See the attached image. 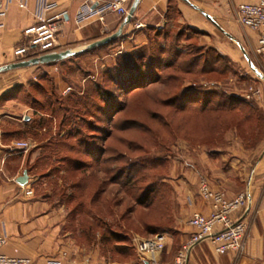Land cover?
<instances>
[{"label": "rangeland", "instance_id": "1", "mask_svg": "<svg viewBox=\"0 0 264 264\" xmlns=\"http://www.w3.org/2000/svg\"><path fill=\"white\" fill-rule=\"evenodd\" d=\"M149 37L144 46L134 48L122 35L95 49L74 46V56L34 66L31 75L17 80L13 93L20 113L24 110L26 117L45 120L42 130L34 125L33 135L22 138L36 154L32 172L39 180L33 194L64 205L68 213L84 202L80 228L96 226L99 240L105 228L116 229L117 238L127 234L134 249L139 240L171 234L179 226L177 215L179 219L185 205L177 199L171 182L172 164L175 160L181 166L186 164L187 148H216L207 143L214 138L208 129L216 115H205L219 95L253 101L261 118L247 119L241 128L245 133H261L242 136L229 128L222 132L218 147H225L233 137L242 146L240 151L254 162L264 151V80L259 76L264 75V54L247 47L240 60L226 55V62L218 61L201 35L176 17L157 36ZM208 57L217 71L200 70ZM19 60L23 59L13 62ZM47 99H51L49 110L34 102ZM231 130L236 133L230 135ZM59 140L66 151L57 153L54 146ZM233 140H229L232 145ZM73 160L82 164V171H72L68 162ZM128 178L130 183L124 184ZM78 181L82 190L72 188ZM144 192L154 197L136 203ZM130 206L133 213L122 219ZM68 221L75 225L70 217ZM84 234L81 240L88 247L94 239L90 241ZM103 251L108 253L110 247L105 244Z\"/></svg>", "mask_w": 264, "mask_h": 264}, {"label": "crops", "instance_id": "2", "mask_svg": "<svg viewBox=\"0 0 264 264\" xmlns=\"http://www.w3.org/2000/svg\"><path fill=\"white\" fill-rule=\"evenodd\" d=\"M92 1L95 0H48L55 7L43 11L38 0H0V11H6L0 18V66L15 61V48L27 43L24 32L27 28L57 13L64 14L57 51L74 46L84 48L115 33L124 20L117 13L108 12L102 18L96 15L78 19L81 8ZM257 1L140 0L131 23L124 27L122 38L127 45L134 44L133 48L142 47L151 34L170 26L176 17L201 35L208 48L240 60L243 48L254 50L258 34L239 23L236 9L240 3ZM22 2L24 7L20 6ZM33 67L3 72L11 73L7 76L0 73V234L7 236L2 253L31 258L34 264H148L136 249L129 248V241L122 238L124 235L112 242L120 248L118 252L105 253V244L100 248L103 242L98 239V232L87 247L81 240L80 224L69 223V213L64 205L27 193L39 180L32 172L36 154L18 148L17 143L27 142L22 139L26 134L21 132L35 122L34 117H26V111L20 113L17 94L13 93L18 87L17 80L31 75ZM20 114L25 119L22 120ZM229 132L234 135L236 130ZM230 139L235 140L233 145ZM230 139L225 147L187 148L186 164L181 166L176 160L172 164L171 182L185 209H181L179 219L177 215L179 226L165 235L164 263L174 262L178 251L195 231L189 224L193 212H210L209 204L200 197L198 189L199 178L205 177L213 188L224 191L230 198L246 195V206L233 214L234 219L247 225L245 245L240 252L219 255L210 241H202L189 253L187 264H264V151L254 162L250 155L240 151L242 146L235 143V138ZM25 173L27 182L21 184L18 180Z\"/></svg>", "mask_w": 264, "mask_h": 264}, {"label": "built area", "instance_id": "3", "mask_svg": "<svg viewBox=\"0 0 264 264\" xmlns=\"http://www.w3.org/2000/svg\"><path fill=\"white\" fill-rule=\"evenodd\" d=\"M130 2L131 0H95L86 3L81 8L78 19L84 20L96 15L102 18L108 12L117 13L125 19L129 13ZM38 3L39 8L43 11H49L55 7V4H51L48 0H38ZM93 3H95V7H93ZM24 5V2L20 4L21 7ZM236 12L239 23L244 28L258 34L255 49L257 53L264 54V0L240 3ZM5 15V10L0 11V18ZM63 16V13H57L49 19L27 28L24 31L28 37L27 43L15 48V56L28 58L33 54L40 56L54 51L57 48L58 35L63 26ZM17 147L27 149L29 143L19 142ZM198 185L199 195L209 204L210 212L208 214L193 212L189 224L195 231L183 244L171 264H187L188 255L194 246L206 240L211 242L214 251L219 255L240 252L244 248L247 225L240 219H234L233 214L246 206V195L243 193L230 198L224 191L213 188L204 177L200 179ZM27 193L33 194L32 190ZM6 242L7 236L0 234V264H34L31 258L10 257L2 253ZM166 247V238L163 234L139 240L136 244L138 254L148 264H166L162 260V254Z\"/></svg>", "mask_w": 264, "mask_h": 264}, {"label": "trees", "instance_id": "4", "mask_svg": "<svg viewBox=\"0 0 264 264\" xmlns=\"http://www.w3.org/2000/svg\"><path fill=\"white\" fill-rule=\"evenodd\" d=\"M157 36L154 35V37ZM95 49V48H94ZM210 50V52L212 54H216L217 60L219 61H225L226 62V56L218 53L216 51V49L214 48H208ZM37 55L33 54L31 56L28 57H35ZM20 59V57H17ZM21 59H26L24 57H21ZM210 58L208 57L207 61L202 65V68H200L201 71L203 72H211V71H217L218 68H213V66H210V62H209ZM192 63V62H191ZM183 64V63H182ZM180 64L178 66L179 69H182V67L184 65ZM193 64V63H192ZM189 68V65L187 66ZM190 69H192L190 67ZM225 70V67L223 69V71ZM190 71V70H187ZM16 89V88H15ZM202 96L198 97L197 99H200ZM196 98V97H195ZM49 100L51 99H47L45 103H38L39 101H34L35 103H37L38 106H40V109L44 110V109H48L51 107V103H49ZM196 101V100H195ZM215 101V100H214ZM208 103H212L211 101H205L204 104L202 105V108H207L208 107ZM54 104V103H52ZM208 104V105H207ZM196 105V104H193ZM212 107L209 108L208 111H206V115L205 117H210L212 114H215L216 116H214L213 118L215 119V122L213 123L214 125H212V127L210 129H208V131H212V135L214 134V138L213 136L211 137V139H208L209 141L207 142L208 145L210 147H218V144L222 142V132L226 131L227 129H236L239 132V135H247L249 137L252 136H257L260 135L261 132L257 131L255 132H249V133H245L244 131H242L241 125L242 123L246 122L247 119H252V117L258 118L260 119L261 116L258 115V106H256V104L251 101V100H247L245 98H241L238 96H226V95H219L218 100H216L215 102L212 103ZM195 107H199V106H195ZM40 111V110H39ZM53 112V115L56 116L58 115V113L56 112V110H51ZM43 115V114H42ZM39 120H34L35 125L38 126V130H42L43 124H44V118L42 116H38ZM218 125V127H217ZM37 126H32L28 129H26V131H23L21 133H24V135L26 134V136H30L33 135V133H31ZM259 129V125H256ZM256 134V135H255ZM242 135V136H243ZM247 141V144H250V142H248V139H245ZM257 142L256 140L254 141V143ZM66 146L64 143L61 142V140H59L55 146H54V151L59 153V152H63L66 151ZM75 149V148H74ZM71 148H69L68 151H70ZM87 151V150H86ZM88 153V152H87ZM40 162V161H39ZM68 165L72 168V171L74 172H79L82 171L83 167L82 164L80 162H76L75 160L73 161H69ZM130 172H128L129 175ZM131 178L127 179V182H125L124 184L130 183ZM73 189H78V190H82V186L80 181L78 182H74L72 185ZM71 197H74V194H71ZM153 194H151V192H144L142 194L139 195L138 198L135 199V202L140 204V203H146L147 201L152 200L153 198ZM91 202H94V198H92L90 200ZM90 202V204H91ZM84 202H80L78 204V206H76L75 208H73L70 212H69V217L72 219L73 223L75 224H80V217L81 215L84 213V208H83ZM149 205V204H146ZM131 207V206H130ZM90 209V206H89ZM132 207L131 209L122 215V219H126L128 218L130 214H132ZM108 227V226H107ZM92 229V225L87 227V228H81L82 233L84 231V235H86L89 240H93L95 238V232L97 230L96 226H93ZM121 229V228H120ZM94 231V232H93ZM122 233V232H121ZM117 234H118V230L113 229V228H105L102 232H100L101 238H102V242L105 243L108 247H110V251L112 252H118V250L120 249L117 245L113 244V241H116L118 239H121L120 237L117 238ZM124 235V237H122L124 240H128L127 238V234H122ZM129 241V240H128ZM130 243V242H129ZM129 248H131L129 246Z\"/></svg>", "mask_w": 264, "mask_h": 264}, {"label": "water", "instance_id": "5", "mask_svg": "<svg viewBox=\"0 0 264 264\" xmlns=\"http://www.w3.org/2000/svg\"><path fill=\"white\" fill-rule=\"evenodd\" d=\"M139 2H140V0H134L133 1L128 15L123 20L121 26L119 27V29L115 33H113V34H111L105 38H102L100 40H97L95 42H92L91 44L87 45L84 50H90V49L97 48V47L105 45L111 41H114L118 37H120L123 34L124 27L127 24L131 23L132 17H133V15H134V13H135L138 5H139ZM76 53L77 52H75L71 49H66L63 51H57V50L50 51V52H47V53L42 54L40 56H36V57L28 58V59H23V60L12 62V63L6 64V65H2V66H0V73L19 69V68H26V67L37 66V65L52 64V63H55L58 61H63L67 58H70V57L74 56ZM259 76H261V78L264 80V75L262 73H259ZM27 178H28V175H27V173H25L24 176L19 178L18 181L21 184H25L27 182Z\"/></svg>", "mask_w": 264, "mask_h": 264}]
</instances>
